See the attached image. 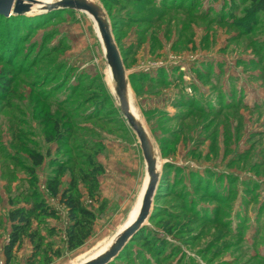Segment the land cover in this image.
Masks as SVG:
<instances>
[{"label":"rangeland","instance_id":"374dc122","mask_svg":"<svg viewBox=\"0 0 264 264\" xmlns=\"http://www.w3.org/2000/svg\"><path fill=\"white\" fill-rule=\"evenodd\" d=\"M91 1L158 173L148 217L106 264H264V12L249 0ZM30 10L0 14V264L9 210L37 203L54 213L31 222L39 248L24 237L9 264H77L129 219L146 164L92 17ZM56 176L95 216L71 251Z\"/></svg>","mask_w":264,"mask_h":264},{"label":"water","instance_id":"95a60500","mask_svg":"<svg viewBox=\"0 0 264 264\" xmlns=\"http://www.w3.org/2000/svg\"><path fill=\"white\" fill-rule=\"evenodd\" d=\"M29 1V0H27ZM36 3L33 0H0V14L9 16L11 14L26 13L30 10V4ZM48 9L61 7L78 12H84L92 17L96 23L100 41L104 49L107 66L110 69L113 82V93L118 103L119 109L127 123L138 138L143 159L146 164L147 183L144 188L139 210L131 223L121 229L114 237L113 242L103 252L92 256L80 264H106L115 257L126 242L134 236L142 227L143 222L149 215L151 200L158 181L157 158L153 145L144 129L132 112L129 104L128 86L125 68L112 38L108 21L102 8L91 0H58L53 3L44 4Z\"/></svg>","mask_w":264,"mask_h":264},{"label":"trees","instance_id":"16d2710c","mask_svg":"<svg viewBox=\"0 0 264 264\" xmlns=\"http://www.w3.org/2000/svg\"><path fill=\"white\" fill-rule=\"evenodd\" d=\"M143 0H137L141 3ZM254 12H264V0H249ZM8 79L0 76V93L7 90ZM33 163L39 165L42 162L40 155H32ZM58 176V175H57ZM48 181V188L54 197H58L59 201L67 209V216L69 225L66 228V244L68 250H74L81 246L84 241L90 236L92 226L95 220L94 214L81 206L80 202L71 195L69 189L58 191V179ZM54 213L44 205V203H37L30 207H12L8 212V220L10 222V233L8 240L3 246V264H9L12 259L13 251L19 246L24 237L28 238L35 249L39 248L37 242V233L30 231L31 222L39 216H53ZM140 230V229H139ZM54 256H59V251H54ZM49 259H47V262Z\"/></svg>","mask_w":264,"mask_h":264},{"label":"bare ground","instance_id":"6f19581e","mask_svg":"<svg viewBox=\"0 0 264 264\" xmlns=\"http://www.w3.org/2000/svg\"><path fill=\"white\" fill-rule=\"evenodd\" d=\"M56 1H58V0H54V1H52V2H56ZM37 2V1H36ZM52 2H49V3H52ZM44 4H47V2L46 3H39V2H37V3H34V4H30L31 5V10H30V13H36V12H38L43 6H44ZM99 34V33H98ZM100 37V36H99ZM109 68V67H108ZM109 72H110V69H109ZM110 75H111V73H110ZM111 80H112V76H111ZM112 85H113V82H112ZM134 114V113H133ZM134 116H135V114H134ZM136 117V116H135ZM137 119V118H136ZM140 123V122H139ZM147 177L145 178V182H144V184H143V188H142V190H141V193H140V195H139V198H138V201H137V204H136V206H135V208H134V211H133V213L131 214V216L129 217V219L122 225V227H120V229L119 230H117L116 231V233L98 250V251H96L95 253H93L92 255H90V256H88L87 258H85L84 260H86V259H88V258H90V257H92V256H95V255H97V254H99V253H101V252H103L104 250H106L109 246H110V244L113 242V240H114V237H115V235L117 234V232H119L121 229H123L126 225H128L129 223H131L132 221H133V219L135 218V216L137 215V212H138V210H139V206H140V202H141V198H142V194H143V191H144V188H145V186H146V183H147ZM84 260H82V261H84ZM82 261H80V262H82ZM80 262H78L77 264H79Z\"/></svg>","mask_w":264,"mask_h":264}]
</instances>
